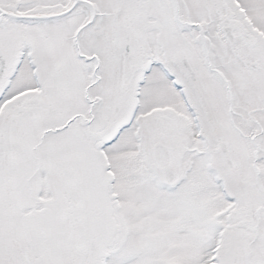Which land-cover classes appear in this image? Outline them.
Here are the masks:
<instances>
[{"label": "snow or ice", "instance_id": "6c2138e0", "mask_svg": "<svg viewBox=\"0 0 264 264\" xmlns=\"http://www.w3.org/2000/svg\"><path fill=\"white\" fill-rule=\"evenodd\" d=\"M0 264H264V0H0Z\"/></svg>", "mask_w": 264, "mask_h": 264}]
</instances>
